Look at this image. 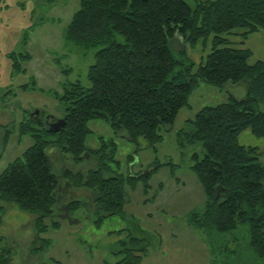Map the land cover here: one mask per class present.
Segmentation results:
<instances>
[{
  "label": "trees",
  "instance_id": "1",
  "mask_svg": "<svg viewBox=\"0 0 264 264\" xmlns=\"http://www.w3.org/2000/svg\"><path fill=\"white\" fill-rule=\"evenodd\" d=\"M78 2L65 39L94 51V62L87 70L89 86L62 87L65 124L53 138L46 139L53 133L43 123L40 128L29 118L20 123L18 133L29 136L32 145L0 174V202L7 199L34 216L40 236L49 227H59L56 221L50 226L44 221L60 214L61 196L58 202L56 198L63 181L76 182L74 186L91 192L97 212L104 217L119 215L126 202L123 177L108 173L107 161L114 155L104 154L106 146L94 153L87 149L86 123L104 121L129 143L138 146L141 139L146 148L155 150L162 130L171 128L198 84L220 90L243 86L245 96H230L227 102L203 107L187 121V130L178 133L181 145L201 144L204 151L201 158L193 155L190 169L203 187L206 202L186 221L199 232L210 264H264L262 153L237 142L244 131L264 139V62L250 65L252 53L242 48L250 34L264 32V0H195L193 7L184 0ZM235 30L240 31L238 42L223 37ZM209 37L211 50L197 66L186 59L184 49L179 57L173 53L178 40L194 46ZM59 154L74 164L95 156L96 167L85 173L61 167L54 172L53 159ZM165 165L171 164L154 163L127 179L141 180L148 189L150 175ZM82 205L72 200L66 213ZM2 212L0 205V225ZM144 243L129 234L118 242L121 248L115 254L121 258L104 264H141L147 253ZM0 253V260L9 254Z\"/></svg>",
  "mask_w": 264,
  "mask_h": 264
},
{
  "label": "rangeland",
  "instance_id": "2",
  "mask_svg": "<svg viewBox=\"0 0 264 264\" xmlns=\"http://www.w3.org/2000/svg\"><path fill=\"white\" fill-rule=\"evenodd\" d=\"M184 1L191 7L195 2ZM78 10V0H0V174L32 145L30 137L20 136L17 129L20 123H26L29 114L38 111L42 121L48 118L54 122L62 116V87L70 83L89 86L87 70L94 62V51H86L65 39V31ZM238 32L223 37L238 42ZM211 39L194 46L178 40L172 50L179 57L178 52L184 49L186 59L197 66L210 52ZM242 48L252 53L250 65L264 62V32L250 34ZM236 87L220 90L198 84L188 97V106L179 111L171 128L162 130V141L155 150L146 148L141 139L138 146L129 143L104 121L87 122L85 146L93 153L106 146L104 154L114 155L107 161L108 173L123 177L126 202L121 214L104 217L97 212L91 192L74 186L76 182L68 185L66 181L60 189V207L72 200L84 205L69 215L60 211L61 216L55 214L46 219L48 226L56 221L59 227H49L40 236L36 232V218L4 199L0 202L3 208L0 251L9 254L0 264L115 263L121 258L115 254L121 248L118 242L127 240L129 234L145 240L147 253L141 264L210 263L199 232L186 221L191 212L201 211L206 202L203 187L190 169L193 155L201 158L204 151L201 144L181 145L178 133L187 128V121L193 120L203 107L227 102L230 96L242 98L236 95L239 88ZM34 125L40 128L38 123ZM53 137L54 134L47 135L46 139ZM237 142L256 147L262 153L260 162L264 165V139L244 131ZM154 163L171 165L162 166L150 175L147 180L150 188L145 189L141 180L127 179L143 173ZM95 164V156H86L82 163L74 164L58 155L53 159V171L74 167V172L85 173L95 168ZM120 230L124 232L118 235Z\"/></svg>",
  "mask_w": 264,
  "mask_h": 264
},
{
  "label": "flooded vegetation",
  "instance_id": "3",
  "mask_svg": "<svg viewBox=\"0 0 264 264\" xmlns=\"http://www.w3.org/2000/svg\"><path fill=\"white\" fill-rule=\"evenodd\" d=\"M37 113H38V111H36ZM37 116V117H36ZM28 118L29 119H31L32 121H34L35 123H43V124H47L46 123V121H48V122H51L50 121V119H48V118H46L45 120H43L42 121V119H40V116H38V114L36 115V114H29L28 115ZM57 155V154H56ZM59 155H61V154H59ZM66 159V158H65ZM72 171H74V167L73 168H70ZM64 183H65V181H63V185H64ZM64 187V186H63ZM62 187H60L59 189H58V191H59V193H60V189H61ZM63 191H64V188H63ZM60 197V195L58 194L57 195V198H56V201L58 202V199H60L59 198ZM59 204H61V200H60V202H58ZM67 204L66 205H64L63 203H62V205H61V207L59 208V212L61 211H63V212H67ZM63 207V208H62ZM58 215H60V214H58ZM61 216V215H60Z\"/></svg>",
  "mask_w": 264,
  "mask_h": 264
},
{
  "label": "water",
  "instance_id": "4",
  "mask_svg": "<svg viewBox=\"0 0 264 264\" xmlns=\"http://www.w3.org/2000/svg\"><path fill=\"white\" fill-rule=\"evenodd\" d=\"M35 114L37 115L38 113L35 111ZM46 123L47 124H45V126H47V132L55 134V133L59 132L60 130H62L64 128L65 119L64 118H60V119H57L54 122L46 121ZM41 124L42 123H38V125H41Z\"/></svg>",
  "mask_w": 264,
  "mask_h": 264
},
{
  "label": "crops",
  "instance_id": "5",
  "mask_svg": "<svg viewBox=\"0 0 264 264\" xmlns=\"http://www.w3.org/2000/svg\"><path fill=\"white\" fill-rule=\"evenodd\" d=\"M239 87V88H238ZM238 87H236V88H238L237 89V96L239 95V96H241V97H243V96H245V92H246V90H247V88H245V87H243V86H238ZM240 88H242V89H240ZM239 91V92H238ZM239 93V94H238ZM207 249V248H206ZM205 249V250H206ZM208 250V249H207ZM207 254H208V260H209V262H210V255H209V252L207 251ZM208 264H210V263H208Z\"/></svg>",
  "mask_w": 264,
  "mask_h": 264
}]
</instances>
